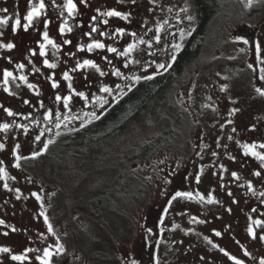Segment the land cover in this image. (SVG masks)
<instances>
[{
  "label": "rangeland",
  "instance_id": "374dc122",
  "mask_svg": "<svg viewBox=\"0 0 264 264\" xmlns=\"http://www.w3.org/2000/svg\"><path fill=\"white\" fill-rule=\"evenodd\" d=\"M186 1L116 0L125 16L140 20V24L146 27L159 11L167 7L172 9V2L191 11ZM236 1L243 4V9L249 10L252 21L264 20V0H253L251 7L245 6L248 0ZM231 17V21L222 26V36L231 32L233 20L239 21L237 14L231 13ZM159 20H162L161 15ZM184 33L182 30L178 37ZM149 43L140 38L141 47L137 51L142 53V47ZM228 47L231 49L229 54L235 53L239 49L238 40L222 45L221 54H226ZM238 67V62L223 58L204 67L200 64L199 70L194 67L189 73L186 84L174 90L175 99L178 96L185 99L180 105L186 109L183 132L193 143H198L201 137L203 144L198 150L196 147L189 149L186 156L166 153V149L157 152L156 158L161 160L163 169L153 182L148 181L149 159L142 161L136 155L141 145L151 140L149 125L134 126L116 138H103L93 146L88 144V172L83 173L72 167L66 168L69 171L57 167L55 159L58 149L62 152L73 149L62 142L63 137L81 129L82 125H30L28 131L23 129L21 133L20 125L0 129V144L4 145L0 149V168L5 173L0 174V202H10L24 213L30 229L43 239L56 242L54 232L49 231L50 221L62 236L74 235L77 245L74 251H81L83 254L79 256L85 258L80 262L77 257V264L88 261L90 264H132L133 260L136 264H154L149 256H141L140 248L146 238L145 232L154 221L156 209L170 196L165 210L167 215L161 224L162 243L157 249V264H236L231 257L243 261V264H254L253 259L261 263L264 260V239L260 238L264 236V161L251 152L246 154L243 146L251 145L248 134L252 130H264V97L253 94L251 71H244L246 74L242 75L232 72ZM119 84L122 89L125 82L119 81ZM181 111L179 106H174V117ZM37 136L40 140H36ZM45 144L48 145L46 150ZM97 148L103 149L99 150L102 154L107 149L111 153L100 157ZM254 150L264 156V148L260 145ZM34 152H40V155L33 157ZM85 152L80 151L82 157ZM17 156L21 158L17 160ZM79 160L75 158L76 162ZM181 164L192 166L187 177L194 190L191 199H173L176 192L185 191L173 192L169 184L171 175L167 171L176 170ZM257 172L260 175H256ZM126 178L128 181L124 180L122 185V179ZM114 180L118 182L113 191L111 184ZM107 188L113 193L114 201L105 202L93 210L89 208L88 213L82 206H87L90 200L83 201V205L76 204L74 197L91 199L105 193ZM120 197L124 198L123 204ZM4 207L7 212V205ZM255 220H260L261 224H255ZM131 226L136 230V236L128 242L124 238L127 239L126 233ZM249 227L255 237L249 233ZM217 232L220 235H216ZM147 238L152 242L154 236ZM114 245L119 249L111 255ZM241 245L253 258L241 253ZM103 247L107 248L104 252L101 251ZM74 251L70 255L76 254ZM31 260L24 264H37ZM0 264L18 263L8 260Z\"/></svg>",
  "mask_w": 264,
  "mask_h": 264
},
{
  "label": "flooded vegetation",
  "instance_id": "af4514ba",
  "mask_svg": "<svg viewBox=\"0 0 264 264\" xmlns=\"http://www.w3.org/2000/svg\"><path fill=\"white\" fill-rule=\"evenodd\" d=\"M9 1L10 4L8 0H0V17L9 19L7 24H0V45L8 43L14 45L13 48L0 46V124L20 125V133L23 129L28 131L30 125L61 123L82 125L81 129H83L104 117L114 105L124 99L138 85L154 83L158 78L170 75L162 95L154 106L142 114L133 116L126 114V111L120 118L121 123L125 126L109 138H116L134 126L141 124L150 126L151 140L146 142L149 143V146L146 147L148 151L145 152V157L140 154L146 143L141 145L137 153L135 152L142 161L149 159L148 181L153 182V178L157 177L163 169L161 160L156 158V153L161 149H166L164 150L166 153L175 152L179 153V156H186L189 149L196 147L198 150L199 146L203 144L201 137H199L198 143L196 141L193 143L183 132L182 124L186 109L180 108V105L184 103L185 99H182L181 96L176 99L174 97V90L178 86L186 84L188 75L192 73L194 67L199 70L200 64L204 67L222 58L225 61L238 62L239 67L233 68L232 72L242 75L251 71L249 76L251 88L254 90L253 94H260L256 91L257 88L264 90V79L260 78L262 75L260 69L264 68V64L257 62L255 57V43L259 41L262 45L261 59H264V23L262 22L264 20L256 23L254 20L252 21L249 18V10L243 9V4L236 0H209L214 6L213 15L206 28L195 34L190 45L196 49V53L179 73L174 70L177 57L192 39L202 22L201 8L197 0H188L190 7L188 4L187 6L191 11L178 2H172V9L168 10L167 7L159 11L150 26L147 27L141 25L140 20L128 16L127 19L123 16H105L104 13L110 10L124 14L116 0H73L76 10L71 15L65 6L67 0H43L45 7L39 16L34 17L33 23L27 29L24 28L27 21L23 17L32 7H38L40 0ZM3 3L5 5H2ZM185 13L188 15L185 16ZM231 13L237 14L239 21L233 20L230 23L232 25L231 32L222 36V26L226 25L227 21H231ZM245 13L247 14L245 15ZM160 15L162 20H159ZM188 16L193 19H187ZM93 17L96 19L94 20ZM17 18L21 20L19 26L15 25ZM189 21L190 23H188ZM65 24L66 29L71 28V31H60L61 25ZM92 28H96L97 31L91 32ZM117 29L124 31L119 33L116 31ZM182 30H185V33L178 37ZM45 32L48 33V37L54 42L55 47L44 40ZM101 33L104 34L101 35ZM157 36L160 37L159 41L156 39ZM139 37L150 42L147 47H142V53L137 51L141 47ZM243 39L248 40L249 43L244 44ZM94 40L100 41L105 47L89 51L87 46ZM233 40H238L239 49L235 50V53L229 54L231 49L228 47L226 54H221V46L232 44ZM64 41H70V43H64ZM41 44L45 45L44 55L40 54ZM129 44L134 45V48L127 55H122ZM177 44L181 46L179 51L174 47ZM109 47H113L117 51L110 52L108 51ZM173 56L176 57L175 60L172 59ZM45 60L48 61V64H54L55 67H49L44 63ZM85 60L93 61L96 67H77ZM240 62L243 64L241 65ZM21 64L23 67H18ZM161 64H164L165 67L160 68ZM249 64H252L253 67L250 68ZM5 71L13 74L8 78L7 83L4 78ZM65 73H68L69 80L64 79ZM21 77H26V80ZM119 81L125 82L122 89L120 84L118 85ZM54 82L57 84L55 88L52 86ZM29 84L32 87H29ZM104 88H108L109 91H103ZM79 93H83V95H78ZM58 95L62 98L59 101L56 100ZM65 96L71 97L67 106L63 101ZM262 96L264 97V95ZM174 106H179V109L182 110L175 117L173 115ZM6 110H10L12 115H9ZM77 130L80 128L75 129L68 136L65 135L62 140L66 146L69 144L73 149L66 152L58 149L55 159H57V167L61 166L67 171H69L66 169L67 167H72L83 173L88 172V131L84 133V142L77 145L72 142ZM24 136L26 137V135ZM248 136L251 144L258 147L264 144V130L261 131L257 128L252 130ZM58 144L60 145L61 142ZM89 145L93 146V143H89ZM89 150L93 151V149ZM99 150L103 149L97 148V151ZM80 151H86V154L82 157L83 154ZM107 153H109L108 149L103 154L99 151L98 155L105 157ZM75 158L81 160L76 162ZM166 162L169 163L168 158H166ZM191 167L190 164L189 166L181 164L176 170L167 171L171 175L169 184L173 188V192H194L192 186L187 182ZM122 180V185H124V180L128 181V178ZM74 198L77 205H83L81 204L83 201L84 203L88 202V197ZM120 198V202L123 204L124 198ZM169 198L170 196L156 209L154 221L149 228L151 231L145 232L146 238L140 248L141 256L143 258L149 256L150 259H153L154 264H157V249L161 247L162 243L160 241L161 224L167 215L165 210ZM6 205L9 212L4 210ZM82 207L88 213V204ZM47 217L49 219L50 215ZM0 221H3L0 223V248L10 249L7 253L0 252V263L8 260L15 261L11 259L13 255H24L27 259L15 262L24 264L26 260L32 259L31 261L42 264V261L37 257H43L45 249L53 253L50 264H77V257L80 262L85 261L83 255L82 258L79 256L83 254L81 251H74L77 246L76 237L72 234L64 237L60 231L57 233L50 220L47 221H50L49 225H51V231L54 232L56 242H50L34 233L30 229L31 225L27 222L24 213L19 212L18 208L15 209L10 202L5 204L0 202ZM151 235L154 238H152V242H149L147 237ZM135 236L136 230L131 226L129 233H126L127 239H124L132 242ZM57 245H60L63 251H58ZM106 249L103 247L101 251L104 252ZM118 249L119 246H112L111 255ZM84 250L88 251L87 248ZM240 250L247 258L252 257L243 245ZM71 251L76 254L70 255ZM253 260L254 264H261L255 259ZM84 264L90 263L88 261Z\"/></svg>",
  "mask_w": 264,
  "mask_h": 264
},
{
  "label": "trees",
  "instance_id": "16d2710c",
  "mask_svg": "<svg viewBox=\"0 0 264 264\" xmlns=\"http://www.w3.org/2000/svg\"><path fill=\"white\" fill-rule=\"evenodd\" d=\"M202 14V22L192 39L188 42L185 48L180 52L177 57V60L174 64V70L176 72H180L184 65L187 62H190L193 56L196 53V49L193 48L190 43L194 39L195 34L199 31H203L207 24L209 23L210 18L213 15L214 6L209 2V0H197ZM170 79V75H164L156 80L154 83H142L138 85L136 88L131 90L124 99L114 105L104 117L100 118L95 123L88 125L87 127L77 130L75 136L72 139L73 143L80 145L83 143L85 136L84 133L88 131V144L95 143L98 140L103 138L108 139L113 134H115L119 129L125 126L120 121V118L125 114H129L130 116L142 114L148 110H150L154 104L158 101L159 97L162 95L165 85ZM149 146V143L145 144L141 151V156L145 157V152L148 151L146 148ZM144 153V154H143ZM117 180H114L111 184L113 186L112 190L116 187L117 188ZM114 191V190H113ZM113 193L111 192L110 188H107L105 193H101L98 197H94L90 200L91 203L88 204V211L89 208L91 210L97 208L98 206H103L105 202L112 201L115 198L113 197ZM124 202V201H123Z\"/></svg>",
  "mask_w": 264,
  "mask_h": 264
},
{
  "label": "snow or ice",
  "instance_id": "6c2138e0",
  "mask_svg": "<svg viewBox=\"0 0 264 264\" xmlns=\"http://www.w3.org/2000/svg\"><path fill=\"white\" fill-rule=\"evenodd\" d=\"M252 3H253V0H248L247 4H246L245 6H246V7H251V6H252ZM65 6H66V8H67V10H68V13H69L70 15H71L73 12H75V10H76V4L73 3V0H67V3H66ZM44 7H45V5H44L43 0H40V3H39V5H38V7H37V6H34V7H32V9H31L30 11H28L27 15H26L25 17H23V19L27 21V23L24 24V28H25V29H27V28L33 23V19H34V17H37V16L40 15V12H41V10H42ZM4 11L6 12L7 10L5 9ZM104 15H105V16H109V17H111V16H115V17H121V16H123V18L127 19V16H125L123 13H121V12H119V11H116V10H110V11L104 13ZM93 19L95 20L96 17H93ZM187 19L192 20L193 17L188 16ZM8 22H9V21H8V19H7L6 17H0V24H7ZM104 22L107 23V21H104ZM20 24H21V20H20L19 18H17V19L15 20V25H16V26H19ZM65 30H67V31H71V28H67V29H66V24H65V25H61V27H60V31H61V32H64ZM96 31H97L96 28H92V29H91V32H96ZM116 31L119 32V33H123L124 30H123V29H117ZM88 34L90 35L91 33H88ZM103 34H104V33H101V35H103ZM133 35H134V34H133ZM43 36H44V40H45L48 44H53V46L55 47L54 42H53L52 40L49 39V37H48V33H47V32H45V33L43 34ZM156 39H157V41H159L160 37L157 36ZM241 39H242V38H241ZM64 43H70V41H64ZM243 43H244V44H248L249 41L246 40V39H243ZM0 46L7 47V48H13V47H14V45L11 44V43H8V44H5V45H0ZM87 47H88V50H89V51H92L94 48H96V49H102V48L105 47V45H104L103 43H101L100 41H98V40H94L92 43L88 44ZM174 47L176 48L177 51H179V49H180L181 46H180L179 44H177V45H175ZM40 48H41V52H40V54H41V55H44V48H45V45H44V44H41V45H40ZM133 48H134V45L129 44L127 50H126L125 52H123L122 55H127L128 52H130ZM108 51H110V52H116L117 50H116L115 48H113V47H109V48H108ZM261 54H262V45H261V42L257 41V42L255 43V57H256V61L259 62V63H261V64H264V59H261ZM172 59L175 60L176 57L173 56ZM44 63H45V64H48V61L45 60ZM48 66H49V67H53V68L55 67L54 64H48ZM84 66H92V67H96V65H95V64L93 63V61H91V60H85V61L83 62V64H78V65H77V67H84ZM18 67H21V68H22L23 65H22V64H21V65H18ZM159 67H160V68H164L165 65H164V64H161V65H159ZM249 67L252 68L253 65H252V64H249ZM260 72L262 73V75H261L260 78H261V79H264V68H261V69H260ZM101 74L103 75V73H101ZM12 75H13L12 72H9V71H5V72H4L5 83H7L8 78H9V77H12ZM117 75H119V72H117ZM21 79H25V80H26V77H21ZM64 79H65V80H69V79H70L68 73H65V74H64ZM137 79H139V78H137ZM28 86H29V87H32V85H30V84H29ZM52 86L55 88V87H57V84L54 82ZM69 87H71V85H69ZM103 91L108 92L109 89H108V88H104ZM256 91L259 92L261 95H264V90H261L260 88H257ZM78 95H81V96H82L83 93H79ZM61 99H62V98H61L59 95L56 97V100H57V101H59V100H61ZM70 99H71L70 96H65V97H63V101H64V105H65V106H67L68 101H69ZM25 103H27V101H25ZM6 111H8V114H9V115H12V112H11L10 110H6ZM8 127H9L8 124L0 125V129H4V130H6V129H8ZM57 127H59V125H57ZM36 140H40V136H37V137H36ZM49 143H51V141H49ZM16 147L19 148V145H17ZM47 147H48V145L45 144V145H44V149L46 150ZM243 147H244V149H245V153H246V154H248L249 152H251V154H252L253 156H257L259 159H261V161H264V156L260 155V153H258V152H256V151L254 150V149L256 148V145H255V144H251V145L245 144ZM260 147H261V148H264V144H261ZM3 148H4V145H3V144H0V149H3ZM32 155H33V157L38 156V155H40V152H34ZM20 158H21V157L17 156V160H19ZM16 166L19 167V164H17ZM0 174H5L3 168H0ZM255 174H256V175H260L259 172L255 173ZM233 175L235 176L236 173H233ZM4 187H7V184H5ZM17 191H19V190H17ZM34 195H36V194H34ZM176 197H187V198L191 199V198L193 197V193H192V192H176V194H175V196L173 197V199H175ZM37 199H39V196H38V195H37ZM201 199H203V197H201ZM208 202L211 203V202H212V199L209 198V201H208ZM45 219L47 220V217H45ZM0 223H3V221H0ZM254 223L257 224V225H259V224H261V221H260V220H255ZM49 231H51V225H49ZM149 231H151V229H149ZM248 231H249L250 234H252V235L255 237L256 234H255V232L253 231V229H252L251 227H249ZM216 235H220V233L217 232ZM260 238H261V239H264V236H261ZM57 249H58V251H63V249H62V247H61L60 245H57ZM9 251H10V249L7 248V247L0 248V252L7 253V252H9ZM221 251H223V249H221ZM226 254H227V253H226ZM52 255H53V253H52L50 250L45 249V250H44V255H43V257H39V256H38L37 259L41 260V261H42V264H50V261H51V257H52ZM231 258H232L233 260L236 261V264H243V261H241V260H237L236 257H231ZM11 259H12V260H15V261H23V260L27 259V257L24 256V255H13V256L11 257ZM132 264H136V261L133 260V261H132ZM261 264H264V260H261Z\"/></svg>",
  "mask_w": 264,
  "mask_h": 264
}]
</instances>
